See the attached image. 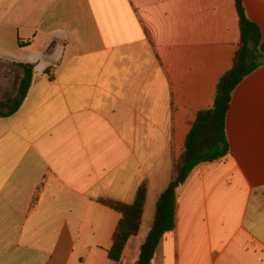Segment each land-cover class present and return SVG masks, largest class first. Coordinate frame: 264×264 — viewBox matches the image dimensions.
I'll return each instance as SVG.
<instances>
[{"label":"crops","instance_id":"1","mask_svg":"<svg viewBox=\"0 0 264 264\" xmlns=\"http://www.w3.org/2000/svg\"><path fill=\"white\" fill-rule=\"evenodd\" d=\"M264 44V0H244ZM235 0H0V65H33L0 117V264H137L157 203L233 67ZM234 90L229 153L177 190L151 264H264V62ZM20 77V78H21ZM146 187L119 262L121 214ZM38 201L35 203V199Z\"/></svg>","mask_w":264,"mask_h":264},{"label":"trees","instance_id":"2","mask_svg":"<svg viewBox=\"0 0 264 264\" xmlns=\"http://www.w3.org/2000/svg\"><path fill=\"white\" fill-rule=\"evenodd\" d=\"M239 16L240 42L235 54L233 67L220 80L215 96L214 107L198 114L185 142V149L173 165V178L157 203V210L150 232L141 248L137 264H151L164 235L174 231L177 226V190L190 177L193 170L205 163H213L225 158L229 153L226 121L231 107L232 96L237 86L258 66V59L264 62V44L259 27L246 14L244 0H235ZM23 77L18 94L12 99L0 101V117L7 118L19 111L29 92L33 65H19ZM146 187L142 186L136 201L123 204L108 199L100 202L122 216L113 237L109 258L119 262L127 243L141 228ZM38 198L35 199V203Z\"/></svg>","mask_w":264,"mask_h":264},{"label":"rangeland","instance_id":"3","mask_svg":"<svg viewBox=\"0 0 264 264\" xmlns=\"http://www.w3.org/2000/svg\"><path fill=\"white\" fill-rule=\"evenodd\" d=\"M19 72L15 66L0 65V101H6L17 96L22 79Z\"/></svg>","mask_w":264,"mask_h":264}]
</instances>
